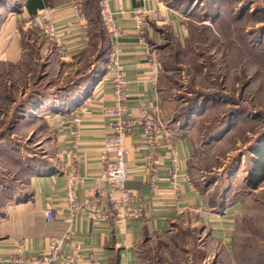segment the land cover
<instances>
[{
	"label": "rangeland",
	"instance_id": "374dc122",
	"mask_svg": "<svg viewBox=\"0 0 264 264\" xmlns=\"http://www.w3.org/2000/svg\"><path fill=\"white\" fill-rule=\"evenodd\" d=\"M161 1L187 30L180 39L166 26L155 48L163 112L193 142L191 182L212 207L237 213L229 252L188 214L165 237L140 245L143 264H264V0ZM103 23L99 0H90L87 52L65 60L38 26L21 63H0V203L4 184L18 190L29 167L56 162L50 117L66 84L104 69Z\"/></svg>",
	"mask_w": 264,
	"mask_h": 264
},
{
	"label": "crops",
	"instance_id": "0c3cea01",
	"mask_svg": "<svg viewBox=\"0 0 264 264\" xmlns=\"http://www.w3.org/2000/svg\"><path fill=\"white\" fill-rule=\"evenodd\" d=\"M4 1L6 7L2 8V13L5 15L0 18V63H21L27 51L26 43L36 40L29 35L38 30V27H28L27 23L39 10L48 6L59 10L55 16V25L60 31L61 45L55 44L56 51L65 60H71L89 50L90 0H81L85 16L83 21L73 13V0H18L13 6L10 5L13 1ZM159 1L161 6H165ZM156 4L147 0L146 7L156 8ZM0 5L3 6L4 3ZM139 5L138 0H109L114 21L122 31L121 62L125 67L128 83V114L134 117L141 109L152 110L159 107L164 123L174 134L181 175L189 176V165L194 156L193 142L186 129L175 125L164 114L159 86L149 81L148 64V53L157 55L155 48L161 43L166 26L171 27L175 37L180 39L186 37L187 30L178 13L165 6L161 10L162 19L150 21L145 36L141 37L133 19V13ZM85 24L88 26L86 37L83 36ZM16 31L18 35L12 41L7 40ZM41 36L44 37L42 33ZM106 67L107 64L96 73L73 103L68 102L69 99L67 105L60 101L55 113H52L49 123L55 134L53 147L56 162L48 167L41 164L29 167L25 182L18 190H12L4 184V191L8 192L0 203V264H12L9 260L21 241L25 245L24 257H37L48 247L50 237H60L66 233L69 238L65 243L64 253L68 255L80 246L83 262L143 264L140 245L144 241L165 237L188 214L196 216L198 222L209 232L211 241L229 252L235 232L236 208H226L223 213L214 211L208 193L195 186L191 180L182 179L181 194L176 197L168 182L170 159L164 147L158 150L155 189L151 186L153 177L146 159L147 151L143 149L141 153L129 156L130 178L126 187L134 194L132 207L142 206L140 218L117 220L110 217L106 221L91 218L94 211L106 209L108 205L106 195L101 194L107 192L108 185L98 179L103 171L101 157L108 134V119L104 115V109L112 107L114 103L113 81L107 74ZM86 76L66 84L64 89L73 87L75 91L78 88L77 81ZM75 111L80 112L82 125L80 135L73 143L70 132L71 117ZM125 143L128 146L143 145L140 129H135L132 136L125 139ZM73 154L79 158L74 168L82 178L76 193L78 209L74 211L67 202L65 193L67 176L72 170ZM49 207L54 210L55 218L52 222L46 220V210ZM197 209L209 212V219L201 220Z\"/></svg>",
	"mask_w": 264,
	"mask_h": 264
},
{
	"label": "built area",
	"instance_id": "2783aa9c",
	"mask_svg": "<svg viewBox=\"0 0 264 264\" xmlns=\"http://www.w3.org/2000/svg\"><path fill=\"white\" fill-rule=\"evenodd\" d=\"M140 5L133 13V19L137 31L141 37L145 36L150 21H159L162 19L161 10L166 8L161 6L159 0H151L157 3L156 8L148 9L147 0H138ZM100 14L102 20L110 35L109 60L106 63L107 74L113 81V106L104 109V115L108 119V134L103 145L101 162L103 171L99 175V180L108 185L106 195L108 205L106 209L94 211L91 218L100 221H106L110 217L117 220L128 218H140L142 215V206L132 207L134 194L126 187L130 178V168L128 159L132 153L139 154L142 150L147 151L148 167L151 171L153 181L151 186L156 188V174L158 170L159 149L164 147L170 159L168 169V182L173 194L179 197L181 194L182 179L190 181L189 176H182L178 160L177 145L174 134L171 133L161 117L159 107L152 110L141 109L139 113L131 117L128 114V94L125 67L121 62L122 48L120 40L122 37L121 29L116 25L114 17L109 8V0H99ZM71 8L75 16L82 21L85 20L81 0H73ZM59 10L56 7L48 6L38 11L37 15L32 18L27 26L30 28L40 27L43 36L50 42L60 46V31L55 25V16ZM18 35V31L8 36L7 40L12 41ZM83 36H88V26L83 27ZM149 64V81L157 85L162 74V65L158 56L148 53ZM82 117L79 111H75L71 117L70 136L75 143L80 135ZM135 129H140L143 145L128 146L125 139L132 136ZM79 158L73 154L72 170L67 176L65 183L66 199L72 210H77V186L82 183L78 171L74 168L75 162ZM201 220L209 219V212L205 210H196ZM74 213V212H73ZM74 217V214H72ZM55 218L54 210L49 207L46 210V220L52 222ZM69 238L66 233L60 237H50L48 247L37 257H24V241L13 250L9 263L12 264H95L92 261L83 262L80 246L75 251L66 255L64 246Z\"/></svg>",
	"mask_w": 264,
	"mask_h": 264
},
{
	"label": "trees",
	"instance_id": "16d2710c",
	"mask_svg": "<svg viewBox=\"0 0 264 264\" xmlns=\"http://www.w3.org/2000/svg\"><path fill=\"white\" fill-rule=\"evenodd\" d=\"M103 21V20H102ZM104 24V23H103ZM105 25V24H104ZM109 50H110V42H108V48H107V52L109 53ZM108 60H109V55H108V58H107V61H106V63L108 62ZM95 77V74H93V75H87L86 77H84V78H82V79H80V80H78L77 81V89L74 91L71 87H67L66 89H64V91L62 92V94L61 95H63V94H66V95H64L63 97H61L60 98V101L64 104H66L67 105V103L68 102H71V103H73L74 102V100H75V98L77 97V95L79 94V93H81V92H83V90L85 89V87L87 86V84H88V82L89 81H92L93 80V78ZM69 99V101L67 102V100ZM180 122V121H179ZM182 128H183V125H182ZM262 153H260V155H261ZM260 170H262V168L260 167V168H258V170H257V172L258 171H260ZM262 179H263V177L261 176V177H256L255 178V180L253 181L254 183H253V185H252V188L253 189H257L258 188V186H259V184H260V182L262 181ZM213 208V210L214 211H216V212H220V213H223V212H225V210L226 209H223V210H217V207L215 206H213L212 207Z\"/></svg>",
	"mask_w": 264,
	"mask_h": 264
}]
</instances>
